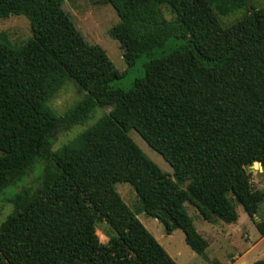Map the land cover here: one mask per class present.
I'll return each instance as SVG.
<instances>
[{"label":"trees","instance_id":"trees-1","mask_svg":"<svg viewBox=\"0 0 264 264\" xmlns=\"http://www.w3.org/2000/svg\"><path fill=\"white\" fill-rule=\"evenodd\" d=\"M63 1L0 0V18L23 15L31 29L19 44L0 33V193L44 162L37 187L5 196L12 210L0 224V264H176L116 182L131 184L137 210L158 218L167 233L179 228L199 255L208 241L186 203L208 221L227 223L238 218L239 204L264 236V217L254 220L264 190L253 189L243 168L258 162L264 168V6L104 0L118 16L108 35L122 48L126 68L119 71L100 45L84 39ZM241 9L233 21L220 22ZM143 56V76L128 88L116 86ZM70 79L81 97L59 115L48 100ZM97 106L110 110L52 149L57 130L83 123ZM98 222L111 230L106 245Z\"/></svg>","mask_w":264,"mask_h":264},{"label":"rangeland","instance_id":"rangeland-1","mask_svg":"<svg viewBox=\"0 0 264 264\" xmlns=\"http://www.w3.org/2000/svg\"><path fill=\"white\" fill-rule=\"evenodd\" d=\"M255 4L256 6H264V0H256ZM62 6L84 39L89 44L100 45L116 69L124 71L126 64L122 57V48L115 39L108 35V29L118 21V16L112 6L104 0H64ZM163 10L164 14L170 17L169 11L166 8ZM243 13V9L237 10L225 16H219V20L223 25H226ZM0 33L7 34L12 44H19L31 35L29 21L23 15H10L6 18H0ZM146 61L145 56L138 59L129 72L115 81L114 84L121 88H128L136 77L143 76V63ZM80 97L81 92L76 83L70 79L48 100V103L61 115L70 109ZM109 110L110 107L108 106H97L92 111L90 118L83 123L76 124L69 130H57L52 137V149H57L74 138L78 133L95 123L102 115L108 113ZM129 134L162 171L173 176L170 165L159 153L149 147L136 131L130 130ZM258 163L256 166L247 165L246 171L250 175L253 189L264 190V168ZM43 164V161L36 162L34 168L21 182L7 186L0 193V224L12 210V204L5 200V196H11L23 186L37 187ZM114 188L176 264H213L212 260H217L220 264H252L254 261L264 258V236L259 234L253 220L249 218L239 204L236 207L238 218L235 222L227 223L217 217L208 221L195 206L186 203V209L192 217L197 231L208 241L205 254L199 255L185 243L184 234L179 228L167 233L163 222L158 218L137 210L139 200L131 184L116 182ZM263 217L264 202L259 206L258 212L254 215V220ZM110 231L106 223L98 222L96 224V234L102 245L107 244Z\"/></svg>","mask_w":264,"mask_h":264},{"label":"water","instance_id":"water-1","mask_svg":"<svg viewBox=\"0 0 264 264\" xmlns=\"http://www.w3.org/2000/svg\"><path fill=\"white\" fill-rule=\"evenodd\" d=\"M0 155H1V152H0ZM243 168H244V170H247V165H244Z\"/></svg>","mask_w":264,"mask_h":264},{"label":"bare ground","instance_id":"bare-ground-1","mask_svg":"<svg viewBox=\"0 0 264 264\" xmlns=\"http://www.w3.org/2000/svg\"><path fill=\"white\" fill-rule=\"evenodd\" d=\"M257 163V162H256Z\"/></svg>","mask_w":264,"mask_h":264}]
</instances>
